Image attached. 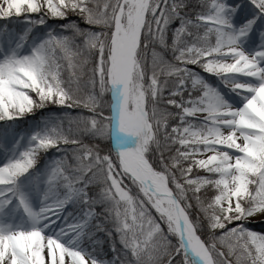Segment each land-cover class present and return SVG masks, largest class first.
<instances>
[{
	"label": "snow or ice",
	"instance_id": "snow-or-ice-1",
	"mask_svg": "<svg viewBox=\"0 0 264 264\" xmlns=\"http://www.w3.org/2000/svg\"><path fill=\"white\" fill-rule=\"evenodd\" d=\"M256 217L264 0H0V264H264Z\"/></svg>",
	"mask_w": 264,
	"mask_h": 264
},
{
	"label": "rangeland",
	"instance_id": "rangeland-1",
	"mask_svg": "<svg viewBox=\"0 0 264 264\" xmlns=\"http://www.w3.org/2000/svg\"><path fill=\"white\" fill-rule=\"evenodd\" d=\"M260 218L258 219H255L254 222L250 225V227L256 229V230H259L261 227H264V225H261L260 223L258 222H255V221H258ZM106 250H107V246H105Z\"/></svg>",
	"mask_w": 264,
	"mask_h": 264
},
{
	"label": "bare ground",
	"instance_id": "bare-ground-1",
	"mask_svg": "<svg viewBox=\"0 0 264 264\" xmlns=\"http://www.w3.org/2000/svg\"><path fill=\"white\" fill-rule=\"evenodd\" d=\"M259 217H256L255 219H258Z\"/></svg>",
	"mask_w": 264,
	"mask_h": 264
}]
</instances>
